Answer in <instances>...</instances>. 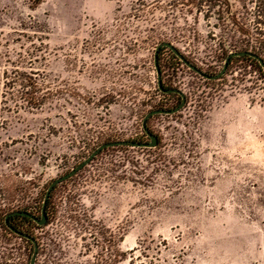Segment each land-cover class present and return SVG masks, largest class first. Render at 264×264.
<instances>
[{
  "label": "rangeland",
  "instance_id": "374dc122",
  "mask_svg": "<svg viewBox=\"0 0 264 264\" xmlns=\"http://www.w3.org/2000/svg\"><path fill=\"white\" fill-rule=\"evenodd\" d=\"M187 4L0 0V72L9 68L6 60L40 48L44 61L35 68L55 92L41 110L14 114L0 82V214L18 209L38 216L51 182L107 139L149 142L144 116L176 103L156 92L153 58L161 42L203 72H220L209 38L213 23ZM158 68L162 83L186 99L178 113L148 121L159 150L113 148L96 156L53 192L51 225L22 229L48 244L69 216L78 218L63 245L79 264H95L98 254L110 264H264L261 73L237 62L220 79L205 80L166 50ZM98 232L111 242L108 256ZM29 249L0 231L5 261L27 264Z\"/></svg>",
  "mask_w": 264,
  "mask_h": 264
},
{
  "label": "trees",
  "instance_id": "16d2710c",
  "mask_svg": "<svg viewBox=\"0 0 264 264\" xmlns=\"http://www.w3.org/2000/svg\"><path fill=\"white\" fill-rule=\"evenodd\" d=\"M40 1L41 0L38 1L35 0L36 4H39ZM187 2L188 4L186 5V7L191 8L190 11L194 10L195 13L200 14L205 22L209 23L210 21H212L213 23L211 25V28L213 30L211 34L214 36H209V38L213 42H215V49H216L215 51L216 54L218 55L217 61L219 62V67H220L219 71L222 70L224 66V62L228 56L238 52H245L248 54L241 57H230L226 70H229V68H231V66L237 62H247L251 67L257 69L258 72L261 73L264 79V72L261 69L258 60L253 57L256 56L264 62V0H235L234 3H231L229 0H187ZM178 37L182 41L184 40L190 41L191 38L192 40H194L195 38V36H178ZM189 43H191V41ZM162 50H166L171 56V59H173L177 65L183 64L182 62H180L178 58H176V56L170 50H168L167 48H161L160 51ZM178 50L184 56L186 61H188L190 64L201 70L194 62L189 60L188 57L180 49ZM160 51L158 53V57ZM42 54H43V50L33 46L31 47V50L25 51V56L20 55L15 62L6 60V63L9 66V68L4 69L2 72H0V82L3 88V93L1 97L3 99V103L6 102L13 103L15 109V111L13 110L14 114H17L18 110H24L27 112L39 111L45 105L50 103L55 97V92L51 88L50 84H48L47 77L44 74V72L40 71L38 68H35V65L39 64L40 60L44 61V57ZM203 73L209 75L206 72ZM209 76H214V75H209ZM162 85H163V89L165 90L175 89L165 86L163 83ZM156 92H160L158 88ZM160 93L163 97H172L176 99L174 108L180 105L181 97L179 95L171 94V93L164 94L162 92ZM153 110L168 111L172 109H166L163 107H154L152 108L151 111ZM150 133L152 132L150 131ZM142 136L145 138L147 137L144 132ZM156 138L158 145L154 150H159L158 146L160 145V139L158 138V136H156ZM122 141L143 143L140 139L122 140ZM111 142H117V141L107 139L104 144ZM115 148L123 149L130 147H115ZM110 149L113 148L104 149L98 155ZM142 150H146V149H142ZM57 187L54 188L48 199L45 209L47 222L46 225L43 227L36 226L33 220L24 216H12L6 219V217L10 213L16 211L27 212L26 210L17 209V210L2 212L0 214V231H2L4 234L15 236L16 238L22 240L23 242H25L30 246L29 253L27 255V264L30 263L31 256L34 251L33 243L30 240L23 238L22 236L16 235L14 232H19L22 235H27L36 241L38 245V252H37V258L35 264H79L72 260V258L69 256V252L66 250V246L63 245V244H67L68 242V238L64 237L65 232L69 230L68 225L73 224L74 222L78 223V221H80L78 218L69 216L67 218L69 222L68 223L65 222V224H62L60 229L56 232L54 239L53 238L49 239L48 244L47 243L41 244L37 236L30 234L24 229H22V226L24 225H28V226L33 225L35 229L42 230L54 222V220L56 219L57 211L55 210V207L52 203V194ZM44 195H43V199H44ZM42 203L43 200L39 208V215L37 216L32 214L38 219L40 218L41 215ZM97 234L104 243V247H105L104 249H107L106 255L108 256L111 242L108 239L106 240L102 232H98ZM90 237L95 239V245L98 247L99 240H96L95 236L93 235H91ZM121 241L122 240H120V242ZM40 258L41 259L44 258V259L41 261ZM97 259L98 260L95 262V264H110V257L104 259L102 255L98 254ZM0 264H14V263H9L4 260L3 256H0Z\"/></svg>",
  "mask_w": 264,
  "mask_h": 264
},
{
  "label": "water",
  "instance_id": "95a60500",
  "mask_svg": "<svg viewBox=\"0 0 264 264\" xmlns=\"http://www.w3.org/2000/svg\"><path fill=\"white\" fill-rule=\"evenodd\" d=\"M161 48H167L168 50H170L176 56V58H178L180 60V62H182L184 64V66H186L189 70L194 72L196 75L200 76L201 78H204L205 80H213V81L220 79L224 75L230 57H241V56L248 54L245 52H238V53L231 54L230 56H228L226 58L222 70L214 76H209V75L204 74L201 70H199L198 68H196L195 66L190 64L188 61H186L184 56L178 50V48H176L172 43L162 42L159 45H157V47L155 48L154 58H153L154 67H155L156 76H157V88L160 92H162L164 94H170L171 93V94L179 95L181 97V103L179 106H177L176 108H174L172 110H168V111L153 110V111L148 112L144 116V118L142 120L141 128H142L143 132L145 133V135L149 138V142L139 143V142H132V141H117V142L102 144L96 150H94L85 161H83L81 164H79L73 170H71L67 174L55 179L53 182H51V184L48 186V188L45 192V195H44L42 208H41V215H40L39 219L36 218L34 215L28 213V212H19V211L10 213L6 217V219L8 217H12V216H24V217H28L31 220H33V222L36 224V226L43 227L46 225V222H47L46 213H45L46 205H47L48 199L50 197V194L54 190V188L59 186L63 182L67 181L71 177L75 176L80 170H82L86 165H88L92 161V159L95 158L102 150L107 149V148H115V147H130V148H138V149H155L157 147V145H158L157 138L154 134L150 133V131L148 130L147 121L150 118L157 116V115L170 116V115L176 114L183 108V106L186 102L185 96L180 90H178V89H169V90L163 89L160 70L158 68V53H159ZM253 57L258 60L259 65L261 66V69L264 72V62L256 56H253ZM14 233L18 236H22L23 238H25L27 240H30L33 243L34 251H33V254L31 256L29 264H35V261L37 258V252H38V245H37L36 241L27 235H22L19 232H14Z\"/></svg>",
  "mask_w": 264,
  "mask_h": 264
}]
</instances>
